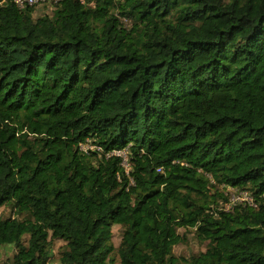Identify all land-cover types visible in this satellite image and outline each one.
I'll list each match as a JSON object with an SVG mask.
<instances>
[{"label":"trees","instance_id":"16d2710c","mask_svg":"<svg viewBox=\"0 0 264 264\" xmlns=\"http://www.w3.org/2000/svg\"><path fill=\"white\" fill-rule=\"evenodd\" d=\"M7 206L5 264H264V0H0Z\"/></svg>","mask_w":264,"mask_h":264},{"label":"rangeland","instance_id":"374dc122","mask_svg":"<svg viewBox=\"0 0 264 264\" xmlns=\"http://www.w3.org/2000/svg\"><path fill=\"white\" fill-rule=\"evenodd\" d=\"M43 8H37L36 12L37 15L35 17H39L43 14V12L45 11ZM126 26H128L129 28L132 26V23L124 20L123 21ZM85 149L88 150H98L97 147L93 146L92 142H89L88 144L83 146ZM128 158V156H127ZM124 167L126 168L127 171H130V165L128 163V161H126ZM232 190H229V192H231ZM0 217L4 218V219H8V218H18L20 220H25L27 218V215H18L15 210L11 207V206H7L4 207L0 210ZM122 233H123V229L122 227H115L113 229V243L116 249L119 248L121 240H122ZM179 233L181 235L186 234L188 237V241L186 244H182L179 245L177 247L174 248V254L178 257H183V258H190L193 255H199L202 252H205L207 249V243H200L197 238L195 237V234L190 231H186L184 229L179 230ZM28 240L29 237H26L24 239V244L27 245L28 244ZM66 245V243L62 240H56L53 243V259H52V264H60V256H61V252L64 249V246ZM18 252V249L15 246H1L0 247V264H5L6 262H8L9 260H11L15 254ZM114 260L115 263L114 264H121V261L119 259V255L117 254V252L114 254Z\"/></svg>","mask_w":264,"mask_h":264},{"label":"built area","instance_id":"2783aa9c","mask_svg":"<svg viewBox=\"0 0 264 264\" xmlns=\"http://www.w3.org/2000/svg\"><path fill=\"white\" fill-rule=\"evenodd\" d=\"M16 4H18L21 8L27 6V5H34L38 2H46L48 0H13ZM56 2L60 1V0H55ZM82 150L83 151H88V149H85L82 146ZM111 155H116V156H120L124 158V165L126 163V161H128L127 158V152L126 151H114L112 153L109 154ZM231 191V198H230V203L226 206L227 210L231 209V207L233 205L236 204H246V205H250V206H254L255 205V200L254 197L248 192V191H241V190H237V189H230Z\"/></svg>","mask_w":264,"mask_h":264}]
</instances>
